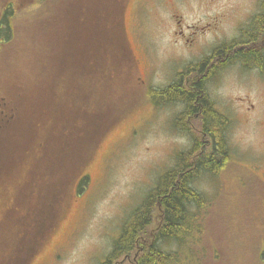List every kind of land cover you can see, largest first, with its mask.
Returning <instances> with one entry per match:
<instances>
[{
    "label": "rangeland",
    "instance_id": "obj_1",
    "mask_svg": "<svg viewBox=\"0 0 264 264\" xmlns=\"http://www.w3.org/2000/svg\"><path fill=\"white\" fill-rule=\"evenodd\" d=\"M10 1L0 0V12L5 7L14 12L9 42L0 46V53H4L0 56L3 94L35 86V81L43 79L40 73L51 59L52 45L48 32L43 34L40 23L34 22L36 16L39 21L41 15L58 14L53 15L58 16L57 22L63 16L71 26L69 39L64 34L67 29L59 34L67 37L64 44L72 46L74 20L69 14L101 6V0H15L12 7L8 6ZM107 1L108 10L121 13L126 59L112 71L110 84L89 94L91 98L82 103L84 110L96 103L110 109L102 122L105 133L89 156L84 151L82 172L65 179L55 226L27 264H101L120 227L130 221L131 212L158 176L174 164L178 153L187 152L203 135L199 128L202 114L186 113L180 120L183 124L174 125L169 121L182 113V103L162 102L154 107L146 89L149 94L167 87L175 81L178 69L202 58L212 43L237 36L259 0H119L120 7L115 0ZM91 19L97 20L95 14ZM175 20L184 26L203 27V42L187 47L170 43V31L178 25ZM35 35L41 42H34ZM85 43L90 46V38ZM64 57L67 66L73 63V69L76 61H85L68 52ZM261 66L262 70L237 65L225 68L207 85L217 113L225 117L223 128L233 163L217 176H203L194 184L209 202L197 216L191 246L182 249L188 264H264V57ZM63 71L58 67L59 79L65 73L70 79L89 76L87 69L81 75ZM71 116L74 121L76 114ZM68 125L71 133H78L70 121ZM86 145L91 146L90 139ZM12 174L20 178L22 171L15 169ZM84 175L86 180L79 190V179ZM6 227L0 238L9 245L18 227L13 222ZM2 241L0 260L4 255ZM160 247L176 249L173 244Z\"/></svg>",
    "mask_w": 264,
    "mask_h": 264
},
{
    "label": "trees",
    "instance_id": "obj_2",
    "mask_svg": "<svg viewBox=\"0 0 264 264\" xmlns=\"http://www.w3.org/2000/svg\"><path fill=\"white\" fill-rule=\"evenodd\" d=\"M115 1L120 7L121 2ZM100 4L99 10L97 6L91 9L87 7L88 11L69 14L68 18L74 20L71 37L75 39L72 46L70 43H63L67 37L69 39L68 30L71 28L63 16L61 22H57V17L60 16L58 14H50L48 17L41 15L39 21L35 17L34 22L40 23L43 34L48 32V40L52 45V52L48 57L51 59L40 73L43 79L35 81V86L20 88L19 92L22 94L23 107L32 113V122L37 123L34 135L37 141V221L33 222V216L30 221L27 215L25 220L14 223L18 231L13 233L16 237L10 240L9 245L5 238H0L4 249L0 264H27L35 251L44 244L60 214L65 179L73 178L77 171L79 174L82 172L85 153L88 152L89 156L105 133L101 129L102 122L110 109H103V103L97 107L96 103L84 110L82 103L103 88V85L110 84L112 71L117 68L121 59H126L127 42L120 22L121 13L116 14L112 9L113 13H109L111 10H108V1L101 0ZM259 6L261 12L255 16L254 23L242 30L241 38L230 46L229 58L224 57L225 52L220 54L223 49L218 51L220 61L234 60L241 62L245 69H262V50L242 46L245 44L244 40H256L264 24V0H261ZM93 14L97 20L91 19ZM61 29H67L64 33L66 38L59 34ZM35 36L37 39L34 42H41L39 35ZM89 38L90 46L85 43ZM52 40H55L56 45ZM67 52L71 57H83L85 61H76L73 69V63L67 66L64 61ZM230 52H233L232 55ZM3 54L1 51L0 56L3 57ZM58 67L63 72L73 70L75 73L80 72V75L87 69L89 76L87 78L81 75L70 79V74L65 73L59 79L56 72ZM166 91L168 97L186 102L187 111L192 112L187 113L188 115L202 114V134L206 137L200 136L202 140L197 139L187 152L178 153L174 164L158 176L155 185L144 194L131 212L130 221L120 227L111 250L106 253L101 264H188L182 249L191 246V236L197 233V216L209 202L194 184L203 176H217L233 163L226 130L223 128L222 121L225 117L212 110L204 88L200 91L203 95L199 99L196 93L185 90L180 84L173 85ZM151 92L159 95L162 90H150L148 94L146 89V96L150 98ZM93 98L98 101L95 96ZM71 113L76 114L74 121ZM69 121L72 123L71 127L78 130L77 134L66 128ZM181 124L183 123H178L179 126ZM208 138L213 140L208 142ZM89 139L91 146L86 145ZM85 180V175L80 177L79 190ZM169 244H173L176 249L165 251L160 247Z\"/></svg>",
    "mask_w": 264,
    "mask_h": 264
},
{
    "label": "flooded vegetation",
    "instance_id": "obj_3",
    "mask_svg": "<svg viewBox=\"0 0 264 264\" xmlns=\"http://www.w3.org/2000/svg\"><path fill=\"white\" fill-rule=\"evenodd\" d=\"M260 2L261 0L258 1L256 11L248 22L242 25L237 36L230 40H221L216 41L214 44L212 43L202 58L199 57L194 61H190L184 67L178 69L177 76L174 78L175 81L168 84L167 87L161 88V94H151V105L154 107L162 102L182 103V113L169 122L172 121L174 125L181 123L180 120L185 119L186 113H192L187 111L188 108L185 101L167 96L166 90L176 84H180L185 90L192 91L194 94L196 93L198 99L203 95L200 93L203 87L212 110L217 113L218 110L214 107L215 103L210 98L207 85L213 84L217 74L225 68L237 65L245 69L239 61H220L217 53L219 50L223 49L220 54L222 55V53L225 52V54H223L224 57L229 58L230 46L238 42L236 40L241 38L242 30L253 24L255 16L261 12L259 6ZM14 4L15 0H12L8 6L12 7ZM102 11L103 10H100L99 14L102 13ZM13 18L14 12L10 7H5L3 11L0 12V31H2V33L0 32V46L2 47L5 46L10 39V22H12ZM175 24L178 25L177 27L174 25L170 31V43L182 44L184 47H187L188 45L193 46L197 42L199 44L203 42L201 39V33L205 32L203 27H194L192 25L184 26L179 20H175ZM3 28H7L8 30H3ZM244 43L245 44H242L244 48L253 47L262 50L261 63L263 64L264 24L261 26L256 40H244ZM232 53L233 52H230L231 55ZM21 95L22 94L16 90H5L4 94L0 90V231L6 229V226L10 222L18 224L21 220H25L27 215L30 221L33 220L34 223L37 221V201L35 194L37 193V141L34 137L35 132H37V123L36 121L32 122V113L23 107ZM200 112L201 111H199V113ZM33 115L36 118V115ZM193 115L198 116V113ZM200 122L201 125L199 128L203 130L202 118H200ZM192 143H194V141ZM15 169L22 171V176H20V178H14L12 176ZM32 216L33 219L31 220ZM3 253L4 249H2V254Z\"/></svg>",
    "mask_w": 264,
    "mask_h": 264
}]
</instances>
